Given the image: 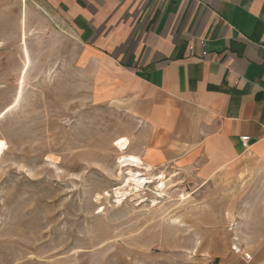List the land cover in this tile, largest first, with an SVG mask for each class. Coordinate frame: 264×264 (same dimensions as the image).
Here are the masks:
<instances>
[{
	"label": "rangeland",
	"instance_id": "rangeland-1",
	"mask_svg": "<svg viewBox=\"0 0 264 264\" xmlns=\"http://www.w3.org/2000/svg\"><path fill=\"white\" fill-rule=\"evenodd\" d=\"M103 60L32 0H0V264L245 259L264 237V164L247 177L203 174L178 148L163 161ZM129 170L149 183L123 189Z\"/></svg>",
	"mask_w": 264,
	"mask_h": 264
},
{
	"label": "crops",
	"instance_id": "crops-1",
	"mask_svg": "<svg viewBox=\"0 0 264 264\" xmlns=\"http://www.w3.org/2000/svg\"><path fill=\"white\" fill-rule=\"evenodd\" d=\"M32 1L115 66L118 99L163 161L178 148L203 174L247 177L264 164V0ZM245 253L222 264H264V237Z\"/></svg>",
	"mask_w": 264,
	"mask_h": 264
},
{
	"label": "bare ground",
	"instance_id": "bare-ground-1",
	"mask_svg": "<svg viewBox=\"0 0 264 264\" xmlns=\"http://www.w3.org/2000/svg\"><path fill=\"white\" fill-rule=\"evenodd\" d=\"M23 40H24V44H25V36H24ZM24 54H25V60H26L25 64L26 65L28 64L27 65V68H28L30 61H29V56H28V53H27V50H26L25 47H24ZM27 68H26V70H27ZM26 70H24V74H25ZM20 93L21 92L19 90L18 93H17L15 102H17L18 99L20 98ZM0 146H1V144H0ZM119 149H121V148L119 147ZM119 162L121 164H123V167H134V168L138 169L140 166H142V162L140 160L136 159L135 157H132V156L121 157ZM148 170L149 169L146 168L144 171L145 172H149ZM128 175H129V178L124 183V185L122 187L123 189L128 188L131 185H133L134 188L137 189L138 187H141L142 185L149 183L148 182L149 178H147L145 174L139 173V171H135L134 172V171L129 170Z\"/></svg>",
	"mask_w": 264,
	"mask_h": 264
},
{
	"label": "built area",
	"instance_id": "built-area-1",
	"mask_svg": "<svg viewBox=\"0 0 264 264\" xmlns=\"http://www.w3.org/2000/svg\"><path fill=\"white\" fill-rule=\"evenodd\" d=\"M240 140H241L242 142H247V141L249 140V138H248L247 136H243V137H241ZM245 259H246V260H249V259H250V256L245 255Z\"/></svg>",
	"mask_w": 264,
	"mask_h": 264
}]
</instances>
